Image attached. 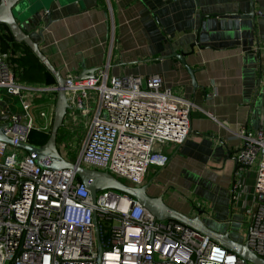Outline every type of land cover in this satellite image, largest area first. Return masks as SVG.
Listing matches in <instances>:
<instances>
[{"label":"built area","instance_id":"1","mask_svg":"<svg viewBox=\"0 0 264 264\" xmlns=\"http://www.w3.org/2000/svg\"><path fill=\"white\" fill-rule=\"evenodd\" d=\"M4 38L7 31L0 28V92L17 102L14 110L0 104V118L8 116L0 126L13 143L0 141V264H249L188 226L156 220L129 195L104 190L94 201L72 171L43 170L20 150L18 145L31 144L34 130L52 124L55 106L39 112L44 127L36 123L35 99L57 95L59 88L20 82V53L10 45L5 51ZM112 53L92 78L65 77L69 110L58 149L69 162L142 186L151 167L169 164L163 146L188 139L198 106L166 88L159 74L112 76ZM214 96L206 93L207 100ZM236 135L242 145L233 200L244 193V178L258 162L245 212L246 244L264 260V118L262 128L242 126Z\"/></svg>","mask_w":264,"mask_h":264},{"label":"crops","instance_id":"2","mask_svg":"<svg viewBox=\"0 0 264 264\" xmlns=\"http://www.w3.org/2000/svg\"><path fill=\"white\" fill-rule=\"evenodd\" d=\"M45 2L38 12L34 6H26L25 13L16 8V15L64 77L95 74L108 62L113 48L112 76L159 74L166 88L198 106L188 139L180 146H163L169 164L149 170L144 184L149 185V195L162 197L170 208L192 218L201 211L209 229L245 244L230 218L240 210L245 215L250 207L245 196L254 169L244 178V193L233 200L242 145L236 133L242 126L260 129L264 118V18L257 16L264 13V0ZM2 45L14 50L7 38ZM175 54H183L195 71L196 87ZM209 92L215 96L207 100ZM56 98H36L34 113L48 112ZM45 101L49 102L46 109ZM15 103L7 95L0 97V104L12 110ZM256 177L255 171L254 188ZM251 200L252 193L247 201Z\"/></svg>","mask_w":264,"mask_h":264},{"label":"water","instance_id":"3","mask_svg":"<svg viewBox=\"0 0 264 264\" xmlns=\"http://www.w3.org/2000/svg\"><path fill=\"white\" fill-rule=\"evenodd\" d=\"M45 3V0H0V24L6 25L9 28L10 33L16 42L25 44L30 48L35 56L55 78L56 85L59 88L48 141L41 147H37L32 144H20L18 145V148L33 156L37 164L43 170L72 171L76 175L77 179L88 188L94 201L98 192L104 190H114L129 195L142 207L148 210L156 220H172L181 225L188 226L216 242L229 252L241 258L243 261L249 264H264V260L254 254L246 243H238L234 241L229 234L219 233L209 229L201 220V216L203 214L201 211L196 217L192 218L186 216L167 206L162 197H153L149 195L148 184L137 187L127 186L107 172L82 167L77 163L67 161L61 155L58 149V136L64 125L67 111L69 110L68 99L65 92L66 78L62 75L61 71L55 68L42 53L39 44L31 37L27 26L21 23L20 18L16 15V8L25 13L29 7L34 6V11L38 12L39 9L44 7ZM26 6L29 7L26 8ZM250 16L253 18L255 17L253 3H251ZM174 57L177 58L188 71L194 86L196 87L197 84L194 76L195 71L186 64L185 56L183 54H180L179 56L175 54ZM94 72L95 71L85 72L79 77V79L84 80L92 78L94 76ZM7 119L8 116L0 118V122ZM3 129L4 126H0V141L8 145H13V143L5 137Z\"/></svg>","mask_w":264,"mask_h":264},{"label":"trees","instance_id":"4","mask_svg":"<svg viewBox=\"0 0 264 264\" xmlns=\"http://www.w3.org/2000/svg\"><path fill=\"white\" fill-rule=\"evenodd\" d=\"M0 28L7 31V39L12 42L14 45H12L13 48L20 53V57L15 60V64L17 65L16 73L19 81L36 85H55V78L40 62L30 48L25 44L16 42L6 25L0 24ZM6 49L7 46L5 50ZM47 138L49 139L47 134L34 130L30 136V143L37 147H41L48 141Z\"/></svg>","mask_w":264,"mask_h":264},{"label":"rangeland","instance_id":"5","mask_svg":"<svg viewBox=\"0 0 264 264\" xmlns=\"http://www.w3.org/2000/svg\"><path fill=\"white\" fill-rule=\"evenodd\" d=\"M6 95V93L5 92H0V97L1 96H5ZM44 100H48L49 101V99H44ZM48 101H45V102H43V103H45L46 104V106H45V109L48 107ZM15 102H17V100L15 99ZM53 105V104H52ZM52 105H50L49 106V108H47V110H50L51 109V107H52ZM264 107V106H263ZM261 110H260V113L262 112V108H260ZM256 112H257V110H256ZM39 111H35V113H34V117H35V121H36V123L39 125V126H41L42 124H45V122H43V120H41L40 118H39ZM263 116H264V112H263ZM51 124H50V126L49 127H47V129L45 130V131H39V132H43V133H45V134H47L48 135V137H49V134H50V131H51ZM263 127V117H262V120H261V126H260V128H262ZM61 138H62V133H61V135H60V138H59V141H61ZM48 139V138H47ZM79 141V138H77L76 140H75V142H78ZM60 152H61V154L62 155H64L65 157L67 156V154L61 149L60 150ZM257 167H258V162L254 165V172H252V175H251V180H250V186H248L249 188L247 189V195L245 196V204L247 205V204H249V206H251L252 205V201H251V203H250V201H247V199L248 198H250V194L252 193V195H253V193H254V180H253V177H254V173H255V171H256V169H257ZM153 167H151L150 168V170L152 169ZM148 175V174H147ZM145 180L147 181V176H146V178H145ZM121 181H123V182H125V183H127L128 184V182L126 181V180H124V179H121ZM247 198V199H246ZM232 211H235L234 209L232 210ZM230 219H232L231 221V225H232V227L234 228V229H236V231H238V233H239V238H241V239H243V241H245L246 242V238H247V236H246V230H247V223H248V218L244 215V212L242 211V210H240V212H238V213H234L233 215H232V217L230 218Z\"/></svg>","mask_w":264,"mask_h":264}]
</instances>
